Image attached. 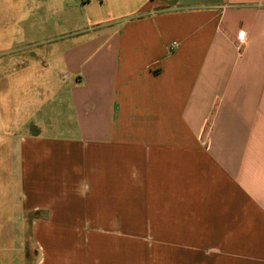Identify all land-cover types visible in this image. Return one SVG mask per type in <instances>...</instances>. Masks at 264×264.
Here are the masks:
<instances>
[{"label": "crops", "instance_id": "obj_1", "mask_svg": "<svg viewBox=\"0 0 264 264\" xmlns=\"http://www.w3.org/2000/svg\"><path fill=\"white\" fill-rule=\"evenodd\" d=\"M40 5L29 54L59 68L12 138L33 263L120 264L128 242L129 264H264V0Z\"/></svg>", "mask_w": 264, "mask_h": 264}, {"label": "rangeland", "instance_id": "obj_2", "mask_svg": "<svg viewBox=\"0 0 264 264\" xmlns=\"http://www.w3.org/2000/svg\"><path fill=\"white\" fill-rule=\"evenodd\" d=\"M42 1L0 0V264H8L7 252L18 251L16 243L30 250L28 253L26 249L25 264H34L38 259L37 249L30 241L29 223L41 214H27L26 226L20 225L18 167L12 138L28 129L29 119L42 115L43 107H49V98L43 91L48 90L49 85H41L51 80L55 69L59 68L29 54V50L30 53L40 51L39 35L34 30L51 24L41 8ZM17 59L24 62H15ZM4 81L6 87H3ZM133 248L128 242H121L120 264H129L138 257ZM20 254L14 256L15 261L22 260Z\"/></svg>", "mask_w": 264, "mask_h": 264}, {"label": "built area", "instance_id": "obj_3", "mask_svg": "<svg viewBox=\"0 0 264 264\" xmlns=\"http://www.w3.org/2000/svg\"><path fill=\"white\" fill-rule=\"evenodd\" d=\"M240 39H241V37H240ZM174 47H176V43L175 42L172 43L170 50H172Z\"/></svg>", "mask_w": 264, "mask_h": 264}, {"label": "trees", "instance_id": "obj_4", "mask_svg": "<svg viewBox=\"0 0 264 264\" xmlns=\"http://www.w3.org/2000/svg\"><path fill=\"white\" fill-rule=\"evenodd\" d=\"M83 1H87V0H83Z\"/></svg>", "mask_w": 264, "mask_h": 264}]
</instances>
